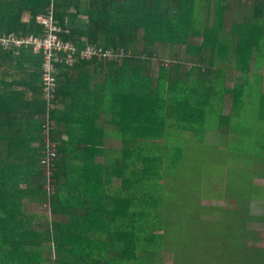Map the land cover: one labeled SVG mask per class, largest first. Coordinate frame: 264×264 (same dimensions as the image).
<instances>
[{"label": "trees", "instance_id": "trees-1", "mask_svg": "<svg viewBox=\"0 0 264 264\" xmlns=\"http://www.w3.org/2000/svg\"><path fill=\"white\" fill-rule=\"evenodd\" d=\"M50 1L37 0L27 21H21V6L6 11L0 33L44 34L36 17L46 13ZM80 12L84 19L77 17ZM53 18L59 38L77 47L130 50L118 61H105L104 85L95 83L99 90L92 92L97 102L84 100V119L102 110L103 119L120 129L122 143L119 149L98 147L91 133L92 140L76 147L83 150L71 151L56 142L54 122L52 192L44 188L37 148L26 147L32 154L26 152L23 160L0 155V264H161V250H175L179 242L168 238L179 230L167 218L164 191L180 167L182 177L187 161L186 147L181 144L180 157L173 140L205 141L209 132L228 157L216 179L223 191L215 189L211 196L225 204L203 205L200 198L194 205L181 203V264H264V246L248 243L260 238L252 225H264V213L251 211L253 201H264V187L254 181L264 179V83L255 77L232 79L226 66L228 57L238 61L263 48L264 0H53ZM174 29L180 30L175 37ZM178 36L185 45L183 59L164 62L154 44L164 38L178 42ZM249 42L255 47L250 52ZM33 51L30 45L0 46V85L12 69L17 78L12 81L31 91L30 99H22L28 116L36 115L42 125L47 112L54 121L56 104L81 73L90 75L89 66L103 65L95 57L57 62L47 99L44 54ZM49 102L54 107L47 111ZM88 123L98 126L94 118ZM41 147L40 134L38 151ZM13 168L34 169L33 175L22 174L25 188ZM22 199L40 207L27 213ZM205 212L213 217L202 219Z\"/></svg>", "mask_w": 264, "mask_h": 264}, {"label": "crops", "instance_id": "crops-1", "mask_svg": "<svg viewBox=\"0 0 264 264\" xmlns=\"http://www.w3.org/2000/svg\"><path fill=\"white\" fill-rule=\"evenodd\" d=\"M36 1L37 0H0V16L7 17L6 14L11 13L12 9L21 6V21H27L31 10L34 8L33 6L37 5ZM80 1H82V3L86 2V0ZM6 11L7 13L5 14ZM77 17L84 19V12L78 13ZM179 31L180 30L174 29L170 32H172L171 34L175 37V33H179ZM243 31H246L245 25L243 26ZM249 43L250 44L246 46L248 51L255 48L252 42ZM196 44H200V38L196 39ZM261 46H263V48L259 52L249 51L250 53H247V56L244 58L242 57L241 60L235 61L231 59V57L226 58V66H228L227 69H229V71H227L228 76L232 77V79L245 77L261 78L264 83V44ZM153 47L155 48V53L166 62L170 60L178 61L184 57L185 45L181 43L179 36L178 42L173 41V38H164L159 39ZM33 53L36 52L33 51ZM101 63L103 65L102 67L96 65L88 67L90 69V75H87L86 72L81 73L80 79L75 82V88L69 89L67 97L56 104L54 119L55 128L53 131L55 135L54 138L56 142L61 140L66 143L71 151H75L76 147L82 145L85 141L92 140L90 137L91 133H94V137H92L93 140L98 138V141L94 142V145L98 147L104 148L109 146L117 149L121 147L122 140L120 129L118 126L112 124L110 119H103L102 110L101 114H97L93 117L98 123V126L95 125L96 129L92 127L93 122L88 123L90 119H93L90 115L84 119L86 117L84 109L88 106L84 100L91 99L89 100L91 103L97 102V100L92 99L94 98L92 92L99 90V88L96 89L94 85L95 83L96 85H100L99 83H102L108 74L106 70L107 67H104V63L106 62ZM30 68L34 69L33 66ZM155 71L156 70L153 72V76L157 75ZM8 72L10 75L7 80L0 85V155L2 158L11 157L13 159L21 158L23 160L26 152H28L30 158L32 154L31 148L27 149L26 147H34L37 148V155L40 156V150L38 151L41 134L40 119L36 115H34V117L28 116L30 115L29 109L27 105L25 108L23 105L25 101H22V99H30L31 91L18 82L14 83L17 78L15 79L12 77V69H8ZM13 79L14 81H12ZM5 84L8 85L5 86ZM116 92L118 91H113L114 102L116 101ZM97 104L100 107V103ZM99 109L100 108H97L95 111L99 112ZM91 114H94V111ZM11 144H14V148L8 146ZM76 150L80 151L83 149L78 147ZM99 157L100 156H95V160L100 159ZM72 162L73 166L75 165L76 167L77 161L73 159ZM77 168L79 169V166ZM26 172L28 175H33L34 169L26 171L24 168H13L12 171L13 176H18V180H20L19 186L22 188L26 187L27 182L23 180L24 176L22 175L23 173L26 174ZM72 176L76 178L77 174L72 171ZM32 179H35V176H33ZM20 205L22 206L21 209L27 213H29V211H36V209L40 207L37 203L27 199H22Z\"/></svg>", "mask_w": 264, "mask_h": 264}, {"label": "rangeland", "instance_id": "rangeland-1", "mask_svg": "<svg viewBox=\"0 0 264 264\" xmlns=\"http://www.w3.org/2000/svg\"><path fill=\"white\" fill-rule=\"evenodd\" d=\"M212 135L214 134L209 132L204 136L205 141H192L190 144L184 143L186 140L181 139V137L178 140H173L179 144L180 157L181 144L186 147L184 153L187 161L186 164L183 165L182 177L180 167L178 177L176 179L171 178L164 191V199L169 202L166 206L167 218L177 224L175 227L179 230L175 235L171 233L168 238L178 240L179 242L177 243L178 246L175 249L176 251L173 249L169 251L161 250V264H174L173 255L180 256L179 258L176 256V258L177 264H181V203L194 205L197 199L200 198V204L203 205L212 206L225 204L222 199L211 197L215 195V189L221 192L223 191L222 186H217L218 183L216 179L217 175L221 174V167L224 161L228 158L226 151L219 148L216 142H212V140H216L215 136ZM198 148L200 149L199 151L197 150ZM187 164L190 166L187 167ZM238 165L243 164L240 163ZM189 173L191 176H188ZM254 181L256 184L264 187V179L255 178ZM166 190L174 192V194H167ZM181 190L185 191V193H181ZM44 210H47V205H45ZM251 211L256 214L264 213V201H253L251 203ZM48 214L51 217L50 213ZM212 217V214L209 212H205L201 215L202 219H211ZM252 227L259 230L260 238L258 240L249 241V245L264 246V225L253 224ZM201 258L204 260V257Z\"/></svg>", "mask_w": 264, "mask_h": 264}, {"label": "built area", "instance_id": "built-area-1", "mask_svg": "<svg viewBox=\"0 0 264 264\" xmlns=\"http://www.w3.org/2000/svg\"><path fill=\"white\" fill-rule=\"evenodd\" d=\"M36 22L41 24L45 32L39 34H14L0 33V46L20 47L30 45L34 51L42 50L44 56L42 61V81L43 90L47 99L52 97V90L55 84L56 63L64 60L67 64H72L75 59H89L95 57L98 61H118L130 54V50H124L121 47L102 48L93 44L85 43L83 47H77L69 41H63L57 35L60 30L57 22L53 18V0L50 1L46 13L39 14ZM165 62V60L163 59ZM48 109L54 107L52 102L48 103ZM54 127V121L47 112L41 125L42 147L39 164L42 168L47 192L53 191L52 171L54 160L57 156L56 142L50 138V132Z\"/></svg>", "mask_w": 264, "mask_h": 264}]
</instances>
